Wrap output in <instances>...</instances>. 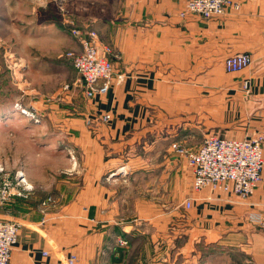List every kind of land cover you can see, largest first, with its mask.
I'll return each mask as SVG.
<instances>
[{
    "label": "crops",
    "instance_id": "1",
    "mask_svg": "<svg viewBox=\"0 0 264 264\" xmlns=\"http://www.w3.org/2000/svg\"><path fill=\"white\" fill-rule=\"evenodd\" d=\"M237 1L204 18L181 16L184 0H97L73 18L125 78L63 119L76 128V188L19 224L11 264H264V167L246 199L195 191L174 149L264 132V0ZM64 26L37 28L80 51ZM243 52L251 65L226 71L225 57Z\"/></svg>",
    "mask_w": 264,
    "mask_h": 264
},
{
    "label": "rangeland",
    "instance_id": "2",
    "mask_svg": "<svg viewBox=\"0 0 264 264\" xmlns=\"http://www.w3.org/2000/svg\"><path fill=\"white\" fill-rule=\"evenodd\" d=\"M95 4L0 0V219L19 224L36 219L76 188L68 179L78 160L76 128L63 119L80 114L78 107L88 98L82 86L63 89L76 76L66 56L70 49L37 27L61 23L73 36V18L95 10L90 8ZM19 173L23 182L16 185ZM5 181L13 187L3 194Z\"/></svg>",
    "mask_w": 264,
    "mask_h": 264
},
{
    "label": "built area",
    "instance_id": "3",
    "mask_svg": "<svg viewBox=\"0 0 264 264\" xmlns=\"http://www.w3.org/2000/svg\"><path fill=\"white\" fill-rule=\"evenodd\" d=\"M237 0H184L181 16L197 14L204 18L221 16L232 10H238ZM73 37L80 43V51L69 50L66 56L77 73V78L71 84H65L63 89L75 87L84 89L85 96L92 99L96 94H105L112 82L120 83L125 78L123 72H115L113 62L108 58L107 47L101 49L97 33L94 30L82 31L71 27ZM252 63L249 53H236L225 57L223 64L226 71H241ZM242 87L249 91V80L244 79ZM19 108V107H18ZM26 112H29L26 109ZM110 118V113H104L103 121ZM90 122V121H88ZM264 132L256 133L249 138H225L215 135L207 136L196 150H190L181 144H175L174 149L187 159L192 170V187L195 191L203 188L233 193L242 199L250 197L262 179ZM17 174L16 185L23 179ZM113 175V173H110ZM25 183V181H24ZM11 181H5L1 192L9 193L13 187ZM25 188V187H23ZM2 194V195H3ZM18 194H21L18 192ZM6 196V195H3ZM51 198L42 201L45 204ZM191 200L185 201V207H190ZM264 224V221L262 222ZM19 223L11 219H0V264H11V254L17 242ZM125 244L124 240L119 241ZM45 253V252H44ZM74 256L69 258L72 263Z\"/></svg>",
    "mask_w": 264,
    "mask_h": 264
},
{
    "label": "bare ground",
    "instance_id": "4",
    "mask_svg": "<svg viewBox=\"0 0 264 264\" xmlns=\"http://www.w3.org/2000/svg\"><path fill=\"white\" fill-rule=\"evenodd\" d=\"M18 107V106H17ZM17 109H20V108H17Z\"/></svg>",
    "mask_w": 264,
    "mask_h": 264
}]
</instances>
